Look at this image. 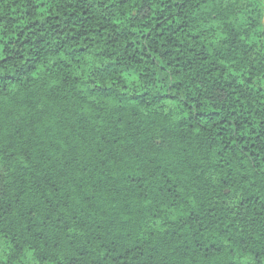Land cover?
<instances>
[{"label":"trees","instance_id":"1","mask_svg":"<svg viewBox=\"0 0 264 264\" xmlns=\"http://www.w3.org/2000/svg\"><path fill=\"white\" fill-rule=\"evenodd\" d=\"M0 264H264V0H0Z\"/></svg>","mask_w":264,"mask_h":264}]
</instances>
